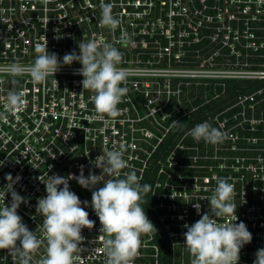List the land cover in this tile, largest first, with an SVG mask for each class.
<instances>
[{
    "label": "built area",
    "instance_id": "built-area-1",
    "mask_svg": "<svg viewBox=\"0 0 264 264\" xmlns=\"http://www.w3.org/2000/svg\"><path fill=\"white\" fill-rule=\"evenodd\" d=\"M108 2L0 0V65L30 64L44 37L58 59L78 54V43L94 38L115 46L122 53L118 67L128 72L121 114L110 118L95 113L78 61L45 83L0 71V111L9 90L23 91L25 100L22 111L0 118V185L5 174L19 175L13 187L27 202L17 213L42 238L35 205L46 194L47 175H75L81 166L85 176L99 174L97 156L124 144L121 177L131 171L149 185L141 206L156 229L141 234L129 264H191L184 225L208 211L215 177L234 183L237 222L251 233L239 264H252L264 247V0H110L120 21L115 29L99 23ZM205 120L226 133L221 143L188 134ZM68 183L81 201H90L89 189L75 179ZM9 199L6 194L5 204ZM85 210L94 223L81 229L73 264H107V234L90 204ZM44 254L42 245L31 264ZM0 264H18V258L0 249Z\"/></svg>",
    "mask_w": 264,
    "mask_h": 264
},
{
    "label": "clouds",
    "instance_id": "clouds-1",
    "mask_svg": "<svg viewBox=\"0 0 264 264\" xmlns=\"http://www.w3.org/2000/svg\"><path fill=\"white\" fill-rule=\"evenodd\" d=\"M112 7L110 0L101 5L99 23L115 29L120 21L113 14ZM46 44L45 37L43 42L35 44L36 55L30 64L11 62L0 65V71L12 78L27 74L32 82L45 83L61 66L78 61L80 67L76 72L82 76V87L93 92L91 100L95 113L110 118L121 114L117 105L127 94L128 89L122 85L128 72L118 67L122 53L115 46L98 43L94 38L87 39L78 43V54L72 50L58 59L55 52L47 50ZM24 104L23 91L9 90L0 118L22 111ZM188 134L196 141L213 145L226 138L225 132L206 120L195 124ZM124 149L125 145L120 144L98 155L95 166L100 169L99 174L89 171L85 176L81 166L75 175H47L46 194L39 197L35 205L36 212L43 217L42 238L37 237L34 230H29L17 213L19 205L27 202L13 187L19 181V175L5 174V183L0 185V249L14 254L18 264H31L32 253L43 245L45 254L40 264H73L74 253L80 251V241L84 239L81 229L91 228L94 223L85 210L90 204L100 222V230L107 234L102 238L107 264H129L138 251L141 234L156 232V229L141 206L142 196L149 185H141L131 171L121 177L120 170L127 167ZM4 163L0 160V166ZM106 176L111 178L105 179ZM71 179L91 191L90 201H81L70 190L68 181ZM214 179L212 194L206 197L208 211L200 214L191 225H184L183 244L191 253V264H239L240 249L250 242L251 233L243 221L237 222L234 183L224 177ZM98 182H102V186L96 187ZM6 194L10 197L7 204L4 202ZM192 206L199 212V203L194 202ZM254 256L252 264H264V247L257 248Z\"/></svg>",
    "mask_w": 264,
    "mask_h": 264
},
{
    "label": "trees",
    "instance_id": "trees-1",
    "mask_svg": "<svg viewBox=\"0 0 264 264\" xmlns=\"http://www.w3.org/2000/svg\"><path fill=\"white\" fill-rule=\"evenodd\" d=\"M233 84H235V83H231V85H233ZM241 85L242 83H240V82H238V83H236V85ZM230 86V85H229Z\"/></svg>",
    "mask_w": 264,
    "mask_h": 264
}]
</instances>
